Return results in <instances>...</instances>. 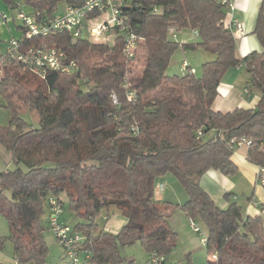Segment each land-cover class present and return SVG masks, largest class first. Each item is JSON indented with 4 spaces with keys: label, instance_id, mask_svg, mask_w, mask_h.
Segmentation results:
<instances>
[{
    "label": "trees",
    "instance_id": "obj_1",
    "mask_svg": "<svg viewBox=\"0 0 264 264\" xmlns=\"http://www.w3.org/2000/svg\"><path fill=\"white\" fill-rule=\"evenodd\" d=\"M81 1L3 0L28 14H53L60 3ZM227 9L220 0H134L126 9L140 38L132 59L122 54L120 38L113 45L95 44L58 33L44 41L76 59L78 72L50 71L41 78L16 62L6 65L0 97L11 121L0 126V146L17 168L0 173V213L9 223L19 264H48L41 218L50 198L63 207V194L78 218L73 227L91 252L88 264H134L121 249L137 242L166 259L177 239L165 216L172 207L205 225L207 250L217 254L209 264H264V218L244 217L236 202L219 207L200 185L210 169L236 173L234 140L241 138L252 141L249 161L264 168V7L254 29L263 50L243 58L224 24ZM170 28L194 31L200 41L179 42ZM179 48L200 49L213 59L202 65L200 76L168 75ZM239 66L261 93L257 106L215 111L224 74ZM129 92H134L132 100ZM22 104L38 114V128L23 121ZM168 173L184 188L182 204L156 200L157 185ZM111 208L127 219L118 233L100 229L97 222Z\"/></svg>",
    "mask_w": 264,
    "mask_h": 264
},
{
    "label": "built area",
    "instance_id": "obj_2",
    "mask_svg": "<svg viewBox=\"0 0 264 264\" xmlns=\"http://www.w3.org/2000/svg\"><path fill=\"white\" fill-rule=\"evenodd\" d=\"M222 4L231 8L230 0H220ZM134 0H82L80 3H64L62 12H37L28 14L21 7L12 9L14 13L0 14L3 22L19 21L22 24V34L19 37L10 38L5 51L0 54V86L3 81L5 67L10 62L20 64L23 69H28L41 78H45L50 71L62 74H73L80 70V64L76 59L70 58L63 50L55 45H50L44 40L51 34H68L73 40L84 38L95 44H115L122 40V54L127 60L132 59L139 47L140 38L131 28L126 9L132 6ZM157 11V9H154ZM241 32V25H236ZM171 35L176 37L174 28H170ZM39 40V43L35 41ZM182 73L196 74V69L188 61H182L180 65ZM134 92L127 94V99L132 100ZM113 104H118L116 94L111 96ZM132 131L137 132L135 126ZM236 146H251L252 141L247 138L234 140ZM260 149L264 151V142L260 143ZM258 182L264 184V168L260 167L257 173ZM165 190L164 184L157 185L156 194L161 195ZM51 214L49 218L50 229L64 250L69 264H88L91 252L82 245L84 235L74 229L72 225L61 220L63 207L55 198L48 200ZM195 232L200 228L191 221ZM201 242L206 243L202 237ZM212 259L217 254L211 255ZM152 264H165V257L156 253L150 254Z\"/></svg>",
    "mask_w": 264,
    "mask_h": 264
},
{
    "label": "crops",
    "instance_id": "obj_3",
    "mask_svg": "<svg viewBox=\"0 0 264 264\" xmlns=\"http://www.w3.org/2000/svg\"><path fill=\"white\" fill-rule=\"evenodd\" d=\"M230 3L231 8L226 10L224 24L232 29L236 39L237 56L243 58L253 51L261 52L263 48L254 29L258 14L264 7V0H230ZM0 10L4 13L10 10L3 0H0ZM13 22L16 21L0 22V42H3L5 47L10 38L19 37L22 34V27ZM237 24L241 25V32L238 30ZM181 33L182 31L176 32V38ZM193 34L197 36L194 31ZM189 40L182 39L179 42H188ZM249 82L250 74L244 66L228 69L218 87V95L212 108L221 112L232 111L236 108L254 109L261 98V93L251 87ZM248 151L249 147L246 145L235 148L232 156V160L237 166L235 174L227 176L218 170L210 169L200 178V185L219 207L226 208L231 202H236L241 206L244 217L261 215L264 218V187L256 177L260 167L249 161ZM164 177L160 183L164 184ZM172 184L175 187L174 191L168 192L164 184V192L161 195L156 194L157 201L173 204H182L186 201L187 196L180 182L176 179L172 180ZM226 193L231 194L229 199L225 196ZM176 210L178 209L174 207L166 210L165 216L169 222ZM102 218L106 221V230L112 233H118L127 222V219L116 208H111L109 213L104 214ZM12 264L19 263L14 258ZM65 264H69V262L65 261Z\"/></svg>",
    "mask_w": 264,
    "mask_h": 264
},
{
    "label": "rangeland",
    "instance_id": "obj_4",
    "mask_svg": "<svg viewBox=\"0 0 264 264\" xmlns=\"http://www.w3.org/2000/svg\"><path fill=\"white\" fill-rule=\"evenodd\" d=\"M2 6V5H1ZM64 9V3L58 5L57 11L62 12ZM0 14L4 13L0 10ZM5 13H14L12 9ZM2 23L3 21L0 20ZM17 22V23H16ZM14 24L22 26L21 22L16 21ZM1 29V28H0ZM190 39L188 42L197 43L200 41L199 36H194L193 31L183 30L179 34L177 40ZM5 51V44L0 42V53ZM186 59L189 64L197 71V76L202 74V65L213 59V56L207 52L197 50H183L177 49L173 55L171 64L169 65L166 74L175 75L181 74L180 65L182 61ZM5 74V72H4ZM20 116L23 121L30 127L38 128L40 126V118L38 114L28 109L27 106L21 105ZM11 121V112L6 107V103L3 98L0 97V126L9 127ZM16 165L12 160L11 154L2 146H0V173L6 170L16 169ZM172 180H176L175 177L168 173L164 177V184L168 192L174 191L175 187L172 184ZM63 200V214L61 219L69 225L77 223L78 218L73 215L67 205L68 198L66 194L61 196ZM176 209V208H175ZM176 210L171 217L170 225L177 233L176 244L171 253L166 256L167 264H209L212 261L211 254L208 252L205 244L201 242V238H207V229L201 221H194V224L200 228V232H195L191 220L179 209ZM109 215V214H108ZM50 209L46 205L45 213L41 218V224L45 228L44 237L49 250L48 264H65V261L69 262V258L66 257L64 250L59 245L57 239L53 235L49 226ZM110 216V215H109ZM100 229L105 231L106 221L100 216L97 219ZM10 227L6 217L0 213V239H2V246L0 249V261L3 264H12L14 259V247L13 243L9 239ZM121 254L128 261L133 260L134 264H152L150 261V254L137 242L134 245L126 246L121 249ZM64 255V257H63Z\"/></svg>",
    "mask_w": 264,
    "mask_h": 264
}]
</instances>
